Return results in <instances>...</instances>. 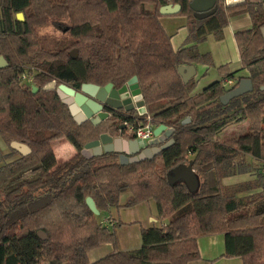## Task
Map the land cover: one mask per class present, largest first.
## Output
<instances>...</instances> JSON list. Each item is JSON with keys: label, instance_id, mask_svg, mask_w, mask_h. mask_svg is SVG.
<instances>
[{"label": "trees", "instance_id": "obj_1", "mask_svg": "<svg viewBox=\"0 0 264 264\" xmlns=\"http://www.w3.org/2000/svg\"><path fill=\"white\" fill-rule=\"evenodd\" d=\"M190 1L0 0V56L6 61L0 68V138L8 149L0 150V264H188L200 259L197 238L213 233L223 236V256L264 264V1L216 0L215 12L204 18L194 15ZM166 3H178L186 17L188 33L177 50L159 19ZM245 13L250 28L234 33L241 68L218 66L219 78L194 92L195 81L184 82L177 68L211 66V55L199 52L197 43L209 35L219 40L229 19ZM46 24L63 37L38 35ZM242 69L252 90L222 102ZM132 77L146 113L110 110L96 125L77 123L55 89H43L51 81L76 91L83 83L118 88ZM147 117L154 127L174 130L172 143L151 158L122 164L112 151L81 154L100 134L124 133ZM186 117L189 122L182 124ZM243 120L250 122L243 132L217 138ZM57 137L75 148L64 160L52 146ZM10 141L26 144L30 152L20 154ZM240 154L243 160L236 162ZM189 155L198 179L193 192L167 181ZM251 160L259 167L240 170ZM243 172H256L254 184L224 185V178ZM87 196L98 214L152 200L157 215L168 220L142 227L140 247L120 250L114 227L123 223L108 228L86 206ZM104 243L112 250L89 261L88 251Z\"/></svg>", "mask_w": 264, "mask_h": 264}, {"label": "water", "instance_id": "obj_2", "mask_svg": "<svg viewBox=\"0 0 264 264\" xmlns=\"http://www.w3.org/2000/svg\"><path fill=\"white\" fill-rule=\"evenodd\" d=\"M189 7L197 18H204L215 12L217 5L216 0H191ZM180 8L178 3H166L159 7L158 12L160 15L175 14L180 11ZM16 19L22 21V13H16ZM261 33L264 35V27L261 28ZM69 54L72 58H75L77 51L72 49ZM5 66L6 61L0 56V68ZM177 71L184 82L195 73L194 66L192 65H181L177 68ZM43 89H55L60 99L68 106L70 114L77 123L89 120L92 124L96 125L108 117L110 110L122 111L124 113L136 111L139 115L146 113L144 100L135 77H132L118 88L114 87L111 83L103 86L83 83L81 84L80 90L76 91L65 84H58L56 86L55 82L51 81ZM251 90L252 85L250 80L248 78H242L233 89L220 96V100L225 103L230 98L250 92ZM36 91L37 87L31 86V92L35 93ZM187 122H189L188 117L182 121V124ZM124 126V124L121 125V128ZM173 131L171 127L163 124L157 125L153 129V136L150 139L143 141L136 138L134 140L139 144V152L130 158L119 155L120 163L125 164L151 158L172 143V139H169V137ZM111 141L112 137L109 134L102 133L97 139L86 143L81 149V154L88 158L102 152H111ZM132 144L135 145V143ZM9 145L20 154L26 155L30 152L26 144L10 141ZM167 181L169 184L176 181L182 182L189 191H195L198 186V179L192 169V161L189 160L187 164H180L172 168L167 174ZM85 203L94 215L99 213L94 200L90 196L85 198ZM37 234L41 238L45 237L42 231H38Z\"/></svg>", "mask_w": 264, "mask_h": 264}, {"label": "crops", "instance_id": "obj_3", "mask_svg": "<svg viewBox=\"0 0 264 264\" xmlns=\"http://www.w3.org/2000/svg\"><path fill=\"white\" fill-rule=\"evenodd\" d=\"M227 1L228 3H230L235 1L238 2L239 0H227ZM249 1L259 2L264 0H249ZM178 13L179 12L175 14ZM250 26H251V20L248 14L245 13V14L233 16L232 18L229 19L227 25L222 29V37L219 40L215 39L212 35H209L205 38V39L209 37L213 38L214 44H211V46L209 45L208 47H204L203 45H201V42L203 41L197 43V50L201 53L209 52L213 64L211 66L202 63L189 64L194 66L195 69L194 75H192L187 80L189 81L193 79L195 81L194 92H199L209 83L219 78L217 72L218 66L226 64L230 72L239 70L241 68L239 52L234 40V33L238 30L248 29L250 28ZM187 33L188 31L186 28V30L183 31V33H181V35H179L175 41L173 40V36L170 38L171 46L174 50H177L183 44L187 36ZM262 37H264V35H262ZM246 75H247L246 70L242 69L238 73H236L235 76H241L242 78H245ZM205 78L206 80H203ZM120 129L123 128L120 127ZM111 137H112V141L110 143V146L112 148L111 151L117 153L118 156L123 155L130 158L140 151L139 144H137L134 141L136 138L129 130V128H127V130L124 133H120L118 135ZM132 143H135V145ZM64 148L66 149L65 150L66 152L70 153L68 156H63L62 154H60L61 152L60 150ZM54 152L58 160H64L70 157L75 152V148L67 141L59 145H56L54 147ZM132 208L135 207L134 206L130 207V210ZM111 209L117 210V208H111ZM148 218L151 223L155 221V218L151 215H149ZM122 223L123 224L118 226L119 227L118 229H120V231L116 232V236L118 239V248L120 250H133L140 247L141 230L139 229L136 233L131 232L130 228H132L131 225L132 222H122ZM200 238L202 239L198 241V245H199L198 247L200 250L201 258L190 261L188 264H242L241 259L239 257H226L222 255L224 245H223V236L221 233L206 234L205 236L202 237L200 236ZM111 250H112L111 245L104 243L96 248L89 250L87 253L88 259L89 261H94L102 257L103 255L109 253Z\"/></svg>", "mask_w": 264, "mask_h": 264}, {"label": "rangeland", "instance_id": "obj_4", "mask_svg": "<svg viewBox=\"0 0 264 264\" xmlns=\"http://www.w3.org/2000/svg\"><path fill=\"white\" fill-rule=\"evenodd\" d=\"M145 6L147 8H152V4H150V3H146ZM160 18H161L160 19L161 25L163 26L165 32L168 35H170L171 37L173 36L174 41L187 28L186 17L182 14L178 13V14L162 15V16H160ZM36 32L38 35H47V36H50V37L52 36L55 38H62L63 37V33L60 30L56 29L51 24H46L45 26L37 28ZM211 44H214V40L211 37H209V38L203 40V42H201V45H203L204 47H208L209 45L211 46ZM203 80H206V78ZM262 88H264V86H262ZM249 123L250 122L248 120H243L242 122H240L238 124L237 123L230 124L224 130H222L219 133V136L217 138L218 139H224L225 137L232 138L234 136H237L239 133H241L245 129H247ZM169 139H172V134L169 137ZM64 142H67V140L64 137H57L55 140L52 141V146L55 147L56 145H59V144L64 143ZM0 150L2 152L8 151L7 144L5 142H3L1 138H0ZM65 150H66L65 148L61 149L60 154H62L63 156H68L70 153L66 152ZM240 155L234 159V160H236V162L243 160L242 155L241 156ZM191 157H192V155H189L187 159L189 160V158H191ZM245 159H246L245 160L246 162L248 160H249L248 162H250L249 157L246 156ZM186 162H187V160H186ZM251 162H252L251 166L247 167V164H244L242 169H240V170H249V169L254 168V167H259V164L257 161L251 160ZM156 163H158L157 165H159L158 161ZM252 171H254V170H252ZM255 177H256V172H254V173L243 172V173H239L236 175H232L230 177H226L222 181H223L225 186H232L233 187V186L240 184V183L254 184ZM126 196H127V193H123L120 196V202L121 203L124 202ZM134 207L135 208H132L131 210H130V208H125V207L117 208V210L116 209H114V210L110 209L108 211H102L100 214H97L96 216H97L98 220H100L101 222H104L105 225L110 229H112L113 224H116L118 222H132V224H131L132 228H130V231L135 232V233L139 229L141 230L142 227H146L150 224H154L155 226L160 227V226L167 223V220H168L167 217H159L157 215L155 205H154L152 200L141 202ZM149 215H151L155 218V221L153 223L150 222V220L148 218ZM118 228L119 227L117 225L114 227L115 232L120 231V229H118ZM38 231H41V230H38ZM202 236H205V235H201V237ZM200 239H202V238H200V236H199L197 238V245H198V241ZM198 252L200 255L199 247H198ZM200 258H201V256H200ZM41 264H43V263H41Z\"/></svg>", "mask_w": 264, "mask_h": 264}, {"label": "built area", "instance_id": "obj_5", "mask_svg": "<svg viewBox=\"0 0 264 264\" xmlns=\"http://www.w3.org/2000/svg\"><path fill=\"white\" fill-rule=\"evenodd\" d=\"M231 85V82H228ZM154 126L151 123L149 117L146 118L145 122L138 124L136 127H129L135 138L146 141L153 136Z\"/></svg>", "mask_w": 264, "mask_h": 264}, {"label": "flooded vegetation", "instance_id": "obj_6", "mask_svg": "<svg viewBox=\"0 0 264 264\" xmlns=\"http://www.w3.org/2000/svg\"><path fill=\"white\" fill-rule=\"evenodd\" d=\"M107 110V109H106ZM86 121V120H85ZM83 122V121H82ZM126 127V125L123 127V129Z\"/></svg>", "mask_w": 264, "mask_h": 264}]
</instances>
